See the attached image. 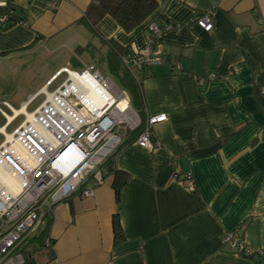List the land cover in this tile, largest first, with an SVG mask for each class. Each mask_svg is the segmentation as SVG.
<instances>
[{
	"label": "crops",
	"instance_id": "obj_1",
	"mask_svg": "<svg viewBox=\"0 0 264 264\" xmlns=\"http://www.w3.org/2000/svg\"><path fill=\"white\" fill-rule=\"evenodd\" d=\"M13 1L21 20L0 23V148L70 79L64 68L104 61L106 40L133 52L150 21L180 25L157 39L163 62L131 68L146 119L166 113L153 127L159 146L134 141L116 153V168L127 173L118 202L109 175L93 195L56 203L47 230L53 255L41 252L37 263L264 264V0H156L130 31L110 15L93 27L83 20L92 0ZM209 10L206 31L197 20ZM46 55L60 58L47 77ZM30 70L41 79L28 80ZM232 230L258 252L244 256L225 243Z\"/></svg>",
	"mask_w": 264,
	"mask_h": 264
},
{
	"label": "built area",
	"instance_id": "obj_2",
	"mask_svg": "<svg viewBox=\"0 0 264 264\" xmlns=\"http://www.w3.org/2000/svg\"><path fill=\"white\" fill-rule=\"evenodd\" d=\"M5 3L6 0H3L0 6ZM6 18L7 14L0 15V23H5ZM197 24L206 31L212 30L214 22L210 10L197 20ZM179 26L150 21L146 28L144 45L134 48L133 52L124 56L125 64L129 69L141 70L163 62L166 57L158 46L157 39L163 31ZM64 69L70 78V70ZM86 72L93 74L94 78L108 88L110 79L104 78L93 65L87 66L81 74ZM214 76V73H210L206 78ZM198 81L202 82L203 78H198ZM67 84H71V79L53 92L55 96L66 100L62 105L55 106L46 94L44 103L32 113V119L23 122L11 139L3 142L0 148L1 160L7 167L13 166L18 178L23 181L21 190L15 197L7 200L0 197V264H24L20 245L27 237L36 233L43 216L52 213L56 203L73 194L93 195L94 188L104 183L101 164L122 143L128 130L141 125L140 118L125 93L119 89L135 115L132 123L127 122L126 127L117 126L120 122L107 125L106 110L101 114H87L86 119L80 118L81 109L84 107L81 100L72 90L67 94L61 92V89H66ZM70 96L77 99L83 107L77 109V102H71ZM165 119L164 112L148 117L135 142L148 149L158 147L159 141L153 135V127ZM15 140L20 141L24 148L34 154L36 163L33 166L24 163L18 154L11 151L12 142ZM175 177L178 178V175L175 174ZM89 182L91 185L86 186ZM189 188L193 189V186L189 185ZM223 241L244 256L258 252L247 246L236 230L226 232ZM46 243L49 245L48 239ZM259 253L264 255L262 251Z\"/></svg>",
	"mask_w": 264,
	"mask_h": 264
},
{
	"label": "trees",
	"instance_id": "obj_3",
	"mask_svg": "<svg viewBox=\"0 0 264 264\" xmlns=\"http://www.w3.org/2000/svg\"><path fill=\"white\" fill-rule=\"evenodd\" d=\"M156 7V0H92L82 19L93 27L104 15H110L122 29L130 31L149 17ZM2 14H7L5 23H3L5 25H13L21 20V17L16 13V6L13 0H6L5 5L0 6V15ZM105 42L109 47L103 60L118 80L121 86L120 89L128 95L129 102L141 122L139 127L126 132V137L122 143L116 147L115 151L100 166L104 179L109 175L112 176L111 186L115 192L116 202H118L121 188L127 179V173L116 168L115 155L122 147L135 141L145 124L146 116L144 113L145 104L141 82L136 78L133 70L129 69L124 62V56L130 53L129 50L127 47L118 44L115 40H106ZM50 222L51 219L48 216L45 227L32 236L27 237L20 245V251L25 259L24 264H38L37 255L41 252H44L46 257L53 255L51 245L53 241L47 234ZM112 228L115 242L121 240L123 232L117 213L113 214ZM47 239L49 240V245L46 243Z\"/></svg>",
	"mask_w": 264,
	"mask_h": 264
},
{
	"label": "bare ground",
	"instance_id": "obj_4",
	"mask_svg": "<svg viewBox=\"0 0 264 264\" xmlns=\"http://www.w3.org/2000/svg\"><path fill=\"white\" fill-rule=\"evenodd\" d=\"M70 74L71 84H67L66 89L64 91L61 89V92L67 94L72 90L77 98L81 100L84 107L81 109L80 118L86 119L85 115L87 114H101L106 110L105 121L107 125L122 121L132 123L135 120V115L122 93L115 86L118 93L111 88V81L108 83V88H105L100 81L94 78L93 74L86 72L82 75L81 72L72 70H70ZM47 98L55 106H60L62 102L66 101L63 97L55 96L53 92L49 93ZM64 113H66V109H64ZM28 114V119H32V114ZM9 139H11V136L8 137ZM11 147V151L18 154L23 162L30 167L36 163L34 154L24 148L20 141H13ZM22 184L23 181L18 178L16 169L13 166L7 167L0 158V197L4 200L15 197L21 190Z\"/></svg>",
	"mask_w": 264,
	"mask_h": 264
},
{
	"label": "rangeland",
	"instance_id": "obj_5",
	"mask_svg": "<svg viewBox=\"0 0 264 264\" xmlns=\"http://www.w3.org/2000/svg\"><path fill=\"white\" fill-rule=\"evenodd\" d=\"M44 58V62H45V66H44V74H45V77H47V73H48V71L50 70V68L51 67H53V65L54 64H57L58 62H59V59L60 58H58V57H51L50 55H46L45 57H43ZM99 58H101L100 56L99 57H97L96 56V58H94L91 62H87V64H86V66H81V68H80V64L79 65H77L76 66V68H77V70L79 71V72H81L82 70H84L87 66H90V65H93L94 66V69L95 70H97L98 69V71L103 75V77L104 78H108V79H110V81H111V88L116 92V93H118V91H117V89L115 88V87H117V88H121V86H120V84H119V82H118V80L116 79V77H114V75H113V73H112V71L111 70H109V67H108V65H107V63L105 62V61H101V59H99ZM42 60V59H41ZM38 61L37 63H36V67H40V66H42V62L43 61ZM36 69V68H35ZM34 69V70H35ZM134 71H137V69H133ZM31 71H33V70H30L29 71V77H28V80H30V81H32V79H41V77H33L32 75L34 74L33 72H31ZM39 73V72H38ZM23 80H25V78L23 77L22 78ZM115 86V87H114ZM128 96V95H127ZM126 96V97H127ZM129 99V98H128ZM70 100H71V102H73V101H75V102H77V104H78V108L77 109H81L83 106H82V104L76 99L75 100V98L74 97H72V96H70ZM32 107H30L29 108V110L31 109ZM112 109V108H111ZM110 109V110H111ZM121 126V127H123V126H125L126 127V125H128V123L126 122V121H122V122H120L119 124H117V126ZM121 132H123V128H121ZM41 229V227H38L37 228V230H36V232L37 231H39Z\"/></svg>",
	"mask_w": 264,
	"mask_h": 264
},
{
	"label": "clouds",
	"instance_id": "obj_6",
	"mask_svg": "<svg viewBox=\"0 0 264 264\" xmlns=\"http://www.w3.org/2000/svg\"><path fill=\"white\" fill-rule=\"evenodd\" d=\"M120 89V88H119ZM121 90V89H120ZM122 91V90H121ZM124 92V91H123Z\"/></svg>",
	"mask_w": 264,
	"mask_h": 264
},
{
	"label": "water",
	"instance_id": "obj_7",
	"mask_svg": "<svg viewBox=\"0 0 264 264\" xmlns=\"http://www.w3.org/2000/svg\"><path fill=\"white\" fill-rule=\"evenodd\" d=\"M119 89V88H118ZM120 90V89H119ZM121 91V90H120Z\"/></svg>",
	"mask_w": 264,
	"mask_h": 264
}]
</instances>
